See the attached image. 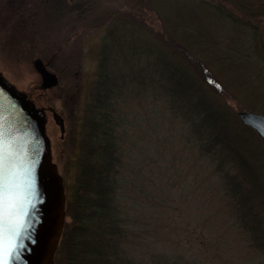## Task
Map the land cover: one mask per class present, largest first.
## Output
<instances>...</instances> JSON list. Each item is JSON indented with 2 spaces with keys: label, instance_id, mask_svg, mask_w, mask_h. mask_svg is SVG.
<instances>
[{
  "label": "rangeland",
  "instance_id": "obj_1",
  "mask_svg": "<svg viewBox=\"0 0 264 264\" xmlns=\"http://www.w3.org/2000/svg\"><path fill=\"white\" fill-rule=\"evenodd\" d=\"M219 1L0 0V73L46 110L52 158L66 198L103 43L115 54L113 68L130 82L132 97L129 108L124 106L128 122L121 129L118 195L130 230L126 250L142 263L161 258L181 264H264V247L250 240L260 236L241 225L226 180L186 137L169 97L160 96L157 84L148 87L170 71L152 64L149 68L160 72L154 77L144 70L152 63L150 52L165 49L182 59L202 90L228 105L235 129L238 111L264 115V14L220 13L213 8ZM36 58L57 75L56 86L41 88ZM209 76L220 94L208 84ZM256 208L264 219V207Z\"/></svg>",
  "mask_w": 264,
  "mask_h": 264
},
{
  "label": "trees",
  "instance_id": "obj_2",
  "mask_svg": "<svg viewBox=\"0 0 264 264\" xmlns=\"http://www.w3.org/2000/svg\"><path fill=\"white\" fill-rule=\"evenodd\" d=\"M213 8L220 13L238 10L257 16L264 14V0H220ZM103 44L81 118L74 180L66 198V220L54 264H181L161 258L142 263L126 250L130 230L118 193L124 165L121 129L128 122L124 106L129 108L132 97L130 82L125 84L123 72L113 68L115 54ZM112 51L116 53L115 47ZM149 55L152 63L144 67L148 76L160 73L150 69L152 64L170 74L161 72L162 76L160 73L159 79L149 81L148 87L157 84L160 96L169 97L172 114L186 126V137L226 180L228 197L240 214L241 225L254 237L260 236L250 240L264 247V219L257 208L254 210V206L264 207V140L241 123L235 129L228 105L202 90L182 59L165 49ZM189 56L185 54V58ZM179 74L185 76L183 81L177 79ZM211 82L207 83L220 94L217 82Z\"/></svg>",
  "mask_w": 264,
  "mask_h": 264
},
{
  "label": "water",
  "instance_id": "obj_3",
  "mask_svg": "<svg viewBox=\"0 0 264 264\" xmlns=\"http://www.w3.org/2000/svg\"><path fill=\"white\" fill-rule=\"evenodd\" d=\"M33 66L41 76L42 89L58 84L57 75L40 58L34 59ZM237 116L264 140L263 114L238 111ZM46 122V110L36 107L0 73V147L11 173L8 182L17 186L13 195L5 197L0 221L3 259L9 261L10 249L16 253L11 264H54L64 227L65 187L53 162Z\"/></svg>",
  "mask_w": 264,
  "mask_h": 264
},
{
  "label": "snow or ice",
  "instance_id": "obj_4",
  "mask_svg": "<svg viewBox=\"0 0 264 264\" xmlns=\"http://www.w3.org/2000/svg\"><path fill=\"white\" fill-rule=\"evenodd\" d=\"M10 175H11V173L5 167V158H4L2 147H0V221H2V217H3L5 197L13 195L12 189L14 187H17L16 185L8 182L7 177ZM34 206L35 205H33V207ZM17 235H18V233H17ZM3 244H4L3 228L0 227V264H11V261L15 260V258H16L15 250L10 249L9 261L6 262L3 259Z\"/></svg>",
  "mask_w": 264,
  "mask_h": 264
}]
</instances>
